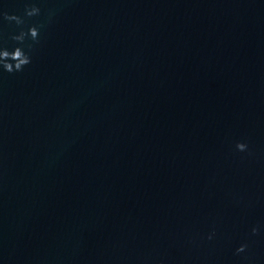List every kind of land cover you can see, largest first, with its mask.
Segmentation results:
<instances>
[{"label":"water","instance_id":"obj_1","mask_svg":"<svg viewBox=\"0 0 264 264\" xmlns=\"http://www.w3.org/2000/svg\"><path fill=\"white\" fill-rule=\"evenodd\" d=\"M0 11V264H264V0Z\"/></svg>","mask_w":264,"mask_h":264},{"label":"clouds","instance_id":"obj_2","mask_svg":"<svg viewBox=\"0 0 264 264\" xmlns=\"http://www.w3.org/2000/svg\"><path fill=\"white\" fill-rule=\"evenodd\" d=\"M40 9L36 4H26L24 7V16L33 17L39 15ZM51 15V13H50ZM0 17L5 21L14 22L17 26L23 24L24 20L22 17L17 15H9L3 11H0ZM12 41L15 43L9 49L6 46L0 45V74L3 73H18L23 70L31 62V44L26 43V41H31L35 43L38 40V28L36 26H30L25 32L23 28H20L18 33L11 36ZM235 149L239 152H245L247 150V144L242 142H237L235 144ZM258 231L257 227H252L251 232L255 235ZM215 235L214 232L210 233L207 237L212 239ZM245 245L241 244L235 249L236 253L243 252Z\"/></svg>","mask_w":264,"mask_h":264}]
</instances>
